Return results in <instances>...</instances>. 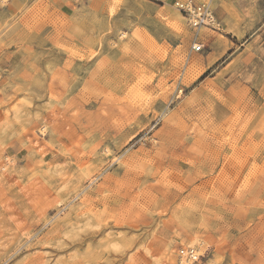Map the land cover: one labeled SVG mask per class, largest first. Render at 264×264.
Instances as JSON below:
<instances>
[{
    "label": "rangeland",
    "instance_id": "1",
    "mask_svg": "<svg viewBox=\"0 0 264 264\" xmlns=\"http://www.w3.org/2000/svg\"><path fill=\"white\" fill-rule=\"evenodd\" d=\"M193 1L0 0V264H264V0Z\"/></svg>",
    "mask_w": 264,
    "mask_h": 264
},
{
    "label": "built area",
    "instance_id": "2",
    "mask_svg": "<svg viewBox=\"0 0 264 264\" xmlns=\"http://www.w3.org/2000/svg\"><path fill=\"white\" fill-rule=\"evenodd\" d=\"M174 5L180 13L184 14L191 27L197 31L202 26H209L212 28H218L219 22L213 15V9L211 8V2L195 3L193 0H175ZM203 48L202 44L193 42L191 49L193 51H199Z\"/></svg>",
    "mask_w": 264,
    "mask_h": 264
},
{
    "label": "bare ground",
    "instance_id": "3",
    "mask_svg": "<svg viewBox=\"0 0 264 264\" xmlns=\"http://www.w3.org/2000/svg\"><path fill=\"white\" fill-rule=\"evenodd\" d=\"M201 28H204V27H200V30H201ZM1 168H2V172L4 173V171H6L5 166H2ZM188 259H189V258H188ZM160 262H162L163 264H168V263H167V260H162V261H160ZM187 262H188V261H187Z\"/></svg>",
    "mask_w": 264,
    "mask_h": 264
}]
</instances>
